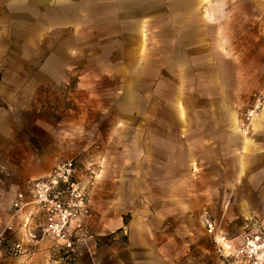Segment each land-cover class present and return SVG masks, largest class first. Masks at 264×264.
I'll list each match as a JSON object with an SVG mask.
<instances>
[{
    "label": "crops",
    "instance_id": "crops-1",
    "mask_svg": "<svg viewBox=\"0 0 264 264\" xmlns=\"http://www.w3.org/2000/svg\"><path fill=\"white\" fill-rule=\"evenodd\" d=\"M135 1L139 0H0V264H52L53 255H61L66 264H210L207 258L211 253L216 254L220 264H229L208 234L203 216L198 218L200 232L195 236L188 229L170 232L164 228L196 208L183 200L187 196L182 194L180 181L174 178L171 182L166 175H179L183 166L191 168L198 159L223 158L230 160L236 177H242L251 170V158L255 160L258 154H264V108L255 117L254 132L249 137L240 133L234 106L253 91L264 89L262 48L251 52V48L239 47L224 34L221 45H209L206 54H197L199 44L178 45L170 54L163 53L157 60L161 67L156 71L146 67L151 59L145 46L132 62L142 67L127 72V80L132 82L128 83L119 109H115L119 115L103 122L104 137L96 139L97 143L109 145L106 153L114 180L107 172L91 185V214L87 219L91 235L79 247L77 258L67 260L49 238L25 241L22 250L16 249L32 206L14 216L15 200L20 193L28 196V185L33 179L71 159H61L39 174L23 171V160L32 156L33 149L32 134L23 129L38 123L37 112L26 111V102H31L39 87L68 77L64 69L69 64V51L65 46L59 47L38 70L35 60L41 49L37 42L41 35L21 40L16 34L45 32L60 23L80 25L87 17L97 15L113 16L116 20L133 17V30L143 33L144 18H137L141 14L131 11ZM28 46L33 47L34 53L28 51ZM165 58L174 65L172 72H167L171 74L168 78ZM203 62L206 67L199 68ZM139 77L146 79L145 87L151 80L154 91L138 87ZM166 87L171 89L168 103L162 95L161 103H143L146 97L151 102L152 94H160ZM187 91H195L196 95L187 98ZM24 143L29 146L28 154H23ZM90 151L88 163L97 164V149ZM83 173L81 166L80 175ZM254 174L263 176L264 170ZM243 204L246 206L244 201ZM211 217L237 246L243 233L230 235L221 220L212 213ZM260 223L264 221H248L244 229ZM125 226L128 235L121 231ZM36 232L40 236V229L36 228ZM203 239H208L212 246L208 247L207 241L201 243ZM194 243L200 247L196 256L191 248ZM43 256L44 260L39 258ZM29 257L34 259L33 263L27 262Z\"/></svg>",
    "mask_w": 264,
    "mask_h": 264
},
{
    "label": "rangeland",
    "instance_id": "rangeland-1",
    "mask_svg": "<svg viewBox=\"0 0 264 264\" xmlns=\"http://www.w3.org/2000/svg\"><path fill=\"white\" fill-rule=\"evenodd\" d=\"M131 11L141 14L137 18H144L143 33L133 30V17L116 20L113 16L97 15L87 17L80 25L74 22L63 26L60 23L45 32L16 34L21 40L37 39L41 35V40H37L41 49H38L39 56L35 60L38 70L46 57L59 47L65 46L69 51V64L64 69V75L68 77L62 82L55 80L54 85L39 87L31 102H26V111L37 112L38 123L36 127L23 129L24 133L32 134L30 141L33 148L32 156L27 155L23 160L24 172L39 174L42 170H50L61 159L77 157L83 161L84 173L88 167L95 169L97 182L107 172L113 175L106 153L109 145L97 143L96 139L100 141L104 137L103 122L114 118L115 114L119 115L115 109H119L128 83L132 82L127 80V72L142 67L132 62L138 54H142L144 46L151 59L146 65L150 71L161 67V63L157 62L159 57L177 50L178 45L189 47L199 44L197 54L202 55L209 51V45L213 46L216 42L221 45L224 35L239 47L248 46L251 52L261 47L260 58L264 62V0H139L134 2ZM28 51L34 53L33 47L28 46ZM165 60L168 78L171 74L167 72H172L174 65ZM204 64L198 67L205 68ZM145 80L139 77L137 86L144 87L146 92H153L155 85L147 80L149 84L145 87ZM156 82L154 79L153 83ZM170 83H173L172 79ZM198 83L200 85V81ZM198 90L200 93V87ZM170 92L171 89L166 87L160 94L154 92L151 102L147 101V97L142 102L150 105L152 102L161 103L162 95L168 103ZM187 94H190L187 98L196 95L195 91ZM260 96L262 102L256 110L260 112L264 108V89L253 91L234 105L241 135L244 133L240 126L242 122L248 127L245 135H253L254 124L250 113L255 110ZM93 148L97 149V164L91 165L88 160ZM29 150L24 143L23 154H28ZM250 164V172L242 177H236L230 160L223 158L198 159L191 168L183 166L181 174L166 175L171 182L174 178L180 181L182 194L187 196L183 200L196 208L166 224L165 230L188 229L194 233L191 236H195L200 232L198 218L205 210L221 220L222 227L230 235L264 228V224L260 223L244 229L248 221H264V175L254 174L264 170V154H258L255 160L251 158ZM121 231L128 235L129 229L125 226ZM206 241L208 247L212 246L208 239H203L201 243ZM191 248L194 256L199 255L197 243ZM39 258L44 260L45 257ZM51 258L54 260L50 261L52 264H66L61 255ZM207 259L210 264H220L215 253ZM26 260L28 262L30 257ZM33 262L34 259L30 260V263Z\"/></svg>",
    "mask_w": 264,
    "mask_h": 264
},
{
    "label": "built area",
    "instance_id": "built-area-1",
    "mask_svg": "<svg viewBox=\"0 0 264 264\" xmlns=\"http://www.w3.org/2000/svg\"><path fill=\"white\" fill-rule=\"evenodd\" d=\"M261 102L262 96L258 97L256 108L250 113L252 119V113H258L256 110ZM240 126L247 133V125L242 122ZM82 164L77 157L60 162L50 173L29 183L28 196L19 194L14 202V216L27 206L32 209L25 217V233L16 244L17 250L24 248L25 241L49 238L67 260L77 258L79 247L91 235L87 226L91 214L90 190L97 179V172L92 167L80 175ZM203 222L219 253L229 264H264V228L244 232L235 246L233 239L217 228L208 210L203 214ZM36 228L40 229V236Z\"/></svg>",
    "mask_w": 264,
    "mask_h": 264
},
{
    "label": "bare ground",
    "instance_id": "bare-ground-1",
    "mask_svg": "<svg viewBox=\"0 0 264 264\" xmlns=\"http://www.w3.org/2000/svg\"><path fill=\"white\" fill-rule=\"evenodd\" d=\"M261 111H262V110H261ZM261 111H260V112H261ZM260 112H258V113H260ZM258 113H255V112L252 113V114H253L252 122L254 121V119H255V117L258 115ZM239 130H240V128H239ZM240 131H241V130H240ZM245 133H246V132H244L243 135H245Z\"/></svg>",
    "mask_w": 264,
    "mask_h": 264
}]
</instances>
